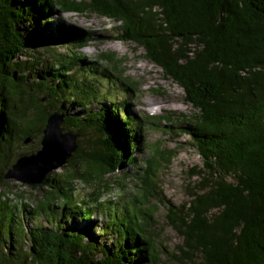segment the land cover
<instances>
[{"label":"trees","instance_id":"obj_1","mask_svg":"<svg viewBox=\"0 0 264 264\" xmlns=\"http://www.w3.org/2000/svg\"><path fill=\"white\" fill-rule=\"evenodd\" d=\"M59 12L115 21V40L134 43L140 56L182 87L195 109L182 131L203 161V169L194 168L201 179L188 191L189 200L174 205L163 196L159 166L170 160L163 150L138 173L139 194L118 210L107 209L105 221L92 219L103 205L97 191L75 200V180L108 188L105 177L122 172L125 178L126 168L139 162L134 154L141 146L132 127L136 119L126 110L117 116L93 109L67 113V103L86 105L92 98L82 90L87 78H75L74 64L86 60L81 50L96 37L66 31ZM40 48L47 56L39 55ZM102 57L118 61L114 54ZM54 113L64 115L65 132L77 135V150L62 172L30 186L45 188L38 208L49 210L48 225L28 227L13 211L6 225L4 206L33 207L11 199L13 186L0 189V264L19 263L16 241H29L23 262L31 264H157L147 235L156 223L153 198L166 207L168 223L182 238L180 260L264 264V0H0V158L16 138L41 142ZM86 132L97 136L82 148ZM35 152L19 154L7 171ZM7 171L0 172V187L8 182Z\"/></svg>","mask_w":264,"mask_h":264},{"label":"rangeland","instance_id":"obj_2","mask_svg":"<svg viewBox=\"0 0 264 264\" xmlns=\"http://www.w3.org/2000/svg\"><path fill=\"white\" fill-rule=\"evenodd\" d=\"M58 16L63 26L66 27V31H91L96 37L81 50L82 56L86 60L84 62L75 60L76 65L74 64L75 78H87L84 83L88 88L84 86L82 90H86L88 96L92 98L86 101V105H79V102L67 103V113L81 115L87 113L88 109H93L105 115L114 113L117 116L119 112L126 110L131 117L136 119V122L132 120L134 123L132 127L139 132L138 139L141 146V150H137L134 154L139 162L130 164L126 168L127 176L125 178H123L122 172L105 177V181L111 184L108 188L107 185L96 180L89 182L80 179L75 180L73 193L75 200L93 198L91 195L97 191L96 198H99L103 205L102 210L99 208L92 219L105 221L107 209L113 207V210H118L121 205L126 203V200L139 194L140 179L138 173L146 165V160L156 154V150L165 151V156L170 159L159 166V183L163 196L174 205H181L189 200L188 191L195 189L196 183L201 179L200 175L193 174L194 168L195 171L203 169V161L191 144V138L182 131V128L190 123L189 118H192L195 113L192 105L184 100L185 93L182 87L172 79L166 78L160 67L144 56H140L143 51L138 49L134 43L115 40L118 34L115 21L98 15H81L73 12H59ZM58 51L70 53L61 47ZM38 52L39 55H42L40 53L43 52V49H38ZM105 53L114 54V60L118 61L113 62L102 57V54ZM46 54L44 55L47 56ZM118 108L119 111H117ZM110 110L112 111L109 112ZM168 115L171 116L170 121L166 118ZM177 118L185 120L178 121ZM137 125H141L140 131ZM91 134L92 132H86L80 139L79 144L82 148H86L85 143L90 136L92 141L95 140L94 137L97 136V133ZM40 148L41 144L38 138L28 143H24L21 139H14L7 152L4 153L5 156L0 158V172H6L7 166L22 152H35ZM63 168L65 166L52 171L50 174L60 173ZM6 180H8L7 184H2L0 189L4 192L13 186L15 197L10 195L11 199L18 202V205L20 199L23 203L27 201L33 207L32 212H27L23 207L20 210L14 209L13 204H10V207L4 206L3 211L7 214L5 215L6 225L12 211L16 213L18 221L24 222L28 227L48 225L47 214L49 210L40 211L38 208L45 197V188L38 187L33 190L31 185L14 179ZM18 193L22 194L23 197L20 198ZM60 203V199L55 201L56 205H61ZM151 204L157 207L156 223L154 222L153 226L148 228L147 235L155 243L157 264H192L189 261H182L178 257L181 254L179 247L182 245V238L168 223L166 207L156 198L151 200ZM14 217L16 219L15 215ZM16 228L14 227V230ZM16 235L20 238L22 232L17 230ZM28 243L29 241L15 242V246L20 247L21 254H23L17 264H31L28 263L31 259L23 262L26 253L29 254L30 251ZM13 252L16 250L14 249ZM32 264L35 263L32 262Z\"/></svg>","mask_w":264,"mask_h":264},{"label":"water","instance_id":"obj_3","mask_svg":"<svg viewBox=\"0 0 264 264\" xmlns=\"http://www.w3.org/2000/svg\"><path fill=\"white\" fill-rule=\"evenodd\" d=\"M63 122V114H51L43 129L41 148L35 153L21 156L4 178L28 185L41 184L48 173L66 164L77 150L78 143L76 134L64 131Z\"/></svg>","mask_w":264,"mask_h":264}]
</instances>
